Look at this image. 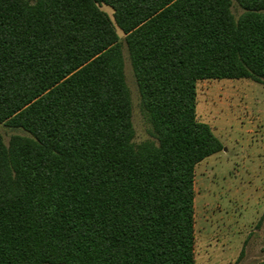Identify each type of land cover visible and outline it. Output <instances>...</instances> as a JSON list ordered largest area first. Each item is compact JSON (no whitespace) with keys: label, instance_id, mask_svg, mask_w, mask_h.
Wrapping results in <instances>:
<instances>
[{"label":"trees","instance_id":"obj_1","mask_svg":"<svg viewBox=\"0 0 264 264\" xmlns=\"http://www.w3.org/2000/svg\"><path fill=\"white\" fill-rule=\"evenodd\" d=\"M232 1L0 0V123L25 133L0 134V264H195V167L223 147L197 83L264 84V0Z\"/></svg>","mask_w":264,"mask_h":264},{"label":"rangeland","instance_id":"obj_2","mask_svg":"<svg viewBox=\"0 0 264 264\" xmlns=\"http://www.w3.org/2000/svg\"><path fill=\"white\" fill-rule=\"evenodd\" d=\"M101 9L112 15L109 7ZM235 18L242 8L232 1ZM119 35L120 32H119ZM134 143L152 139L126 47ZM197 119L208 124L222 150L195 167V264H264V84L251 79L197 83ZM5 144L14 134L0 123Z\"/></svg>","mask_w":264,"mask_h":264}]
</instances>
